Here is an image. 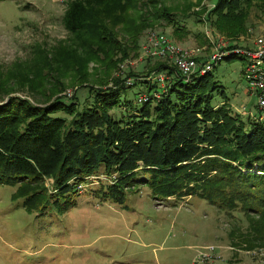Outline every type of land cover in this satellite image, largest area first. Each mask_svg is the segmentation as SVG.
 I'll return each mask as SVG.
<instances>
[{
	"label": "rangeland",
	"instance_id": "1",
	"mask_svg": "<svg viewBox=\"0 0 264 264\" xmlns=\"http://www.w3.org/2000/svg\"><path fill=\"white\" fill-rule=\"evenodd\" d=\"M67 1L0 0V78L25 66L35 70L40 61V54L34 55L36 47L52 50L60 40L70 43L62 23ZM149 2L138 0L136 8L131 7L115 22L113 31L123 48H114L106 59L96 54L102 61L87 63V70L93 74L88 83L98 87L95 83L106 81L100 87L106 88L120 78L128 86L126 96L135 105L158 100L181 75L174 69L178 50L193 53L203 64L220 43L225 55L209 75L210 82L217 83L211 102L215 106L223 103L227 112L242 120L261 116L257 97L248 88V61L227 49L238 44L248 50L259 38L264 42V0L248 7L238 21L236 35L220 31L208 16L214 0H157V8L174 15V25L159 18ZM178 26L183 29L175 30ZM160 35L166 41L159 45L155 42ZM133 38L138 41L135 48ZM112 58L121 60L118 66L110 63ZM161 65L165 67L159 69ZM61 80L66 84L61 93L65 101L77 96L74 100L80 103L93 102L94 93L87 92L86 87L71 85L68 75ZM13 95L31 101L39 98L27 90H17ZM140 95L144 97L142 103L138 101ZM125 107L112 111L116 120L128 113ZM56 116L65 115L57 112ZM206 149L200 145L197 157L188 162L202 164L210 157ZM134 165L133 172L139 174L129 176L128 184L126 176L120 201L101 192L121 178L104 167L76 181L71 192L78 194L49 196L31 209L24 206L23 198L13 197L17 184H0V264H264V243L242 231L250 228L254 213L248 217L239 209L227 212L197 196H157L149 181L142 180L149 178L150 165L142 160ZM53 181L46 176L42 184L52 192Z\"/></svg>",
	"mask_w": 264,
	"mask_h": 264
},
{
	"label": "trees",
	"instance_id": "2",
	"mask_svg": "<svg viewBox=\"0 0 264 264\" xmlns=\"http://www.w3.org/2000/svg\"><path fill=\"white\" fill-rule=\"evenodd\" d=\"M256 1L214 0L208 16L220 31L236 35L238 21ZM151 3L159 18L175 24L173 14L157 8V0ZM137 6L138 0L67 1L62 23L70 43L60 40L52 50L38 46L35 70L25 66L0 78V184H17L13 197L23 198L31 209L49 196L68 195L76 181L104 167L121 178L101 192L120 201L122 183L126 176L128 184L129 176L139 174L133 172L134 164L142 160L151 167L149 178L142 180L149 181L155 195L197 196L227 212L239 209L247 216L252 212L256 217L242 231L264 243V121L242 120L236 114L234 118L223 103L215 106L211 100L217 83L210 82L211 71L196 72L187 81L180 75L160 99L136 105L126 96L128 86L120 78L106 88H100L106 81L95 83L98 87L88 83L93 74L87 63L99 60L96 54L106 59L114 48L122 50L113 31L115 22ZM132 42L138 46L136 38ZM118 61L112 58L110 63L118 66ZM66 75L71 85L94 93L91 104L75 101L77 96L62 98L66 84L61 78ZM17 90L37 93L39 98L13 95ZM122 105L128 113L116 120L112 111ZM57 112L65 116H56ZM200 145L207 147L210 157L202 164L188 162L197 157ZM46 176L54 179L52 192L42 184Z\"/></svg>",
	"mask_w": 264,
	"mask_h": 264
},
{
	"label": "built area",
	"instance_id": "3",
	"mask_svg": "<svg viewBox=\"0 0 264 264\" xmlns=\"http://www.w3.org/2000/svg\"><path fill=\"white\" fill-rule=\"evenodd\" d=\"M258 39V42L252 49L244 50L239 47H234L227 49V52L238 53L240 56H243L248 61L249 67V76H248V88L250 92L257 97V104L262 108L261 116L257 114V119L264 120V42ZM166 39L164 36L160 35L159 40L155 42L156 44H161L165 42ZM218 43L215 47V51L210 55L207 62L200 64L193 57V53H187L183 50H178L175 54L176 58V69L180 72L182 76H185L186 79L194 73L198 72L199 74H204L214 68V66L223 58L225 53L222 51L224 46ZM160 79H163L160 76ZM139 97H143L140 95ZM138 97V101L139 100ZM144 98V97H143ZM144 99H142L143 101ZM141 101V102H142ZM260 117V118H259ZM207 255V254H205ZM204 256V255H203ZM200 259V258H199Z\"/></svg>",
	"mask_w": 264,
	"mask_h": 264
},
{
	"label": "clouds",
	"instance_id": "4",
	"mask_svg": "<svg viewBox=\"0 0 264 264\" xmlns=\"http://www.w3.org/2000/svg\"><path fill=\"white\" fill-rule=\"evenodd\" d=\"M220 61H221V60H220ZM220 61H219V62H220ZM219 62H218V63H219ZM214 67H215V66H214ZM210 71H212V70H210ZM253 118L256 119V120H258V119H257V114H256Z\"/></svg>",
	"mask_w": 264,
	"mask_h": 264
},
{
	"label": "bare ground",
	"instance_id": "5",
	"mask_svg": "<svg viewBox=\"0 0 264 264\" xmlns=\"http://www.w3.org/2000/svg\"><path fill=\"white\" fill-rule=\"evenodd\" d=\"M186 81H187V79H186ZM142 99H143V97H139L140 102L142 101Z\"/></svg>",
	"mask_w": 264,
	"mask_h": 264
}]
</instances>
